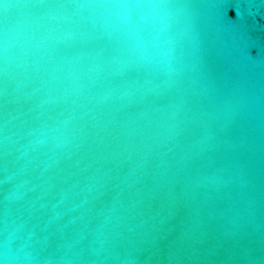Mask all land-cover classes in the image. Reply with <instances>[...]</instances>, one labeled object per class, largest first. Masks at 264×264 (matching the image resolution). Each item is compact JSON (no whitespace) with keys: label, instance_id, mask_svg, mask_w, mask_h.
I'll list each match as a JSON object with an SVG mask.
<instances>
[{"label":"water","instance_id":"water-1","mask_svg":"<svg viewBox=\"0 0 264 264\" xmlns=\"http://www.w3.org/2000/svg\"><path fill=\"white\" fill-rule=\"evenodd\" d=\"M0 264H264V0H0Z\"/></svg>","mask_w":264,"mask_h":264}]
</instances>
